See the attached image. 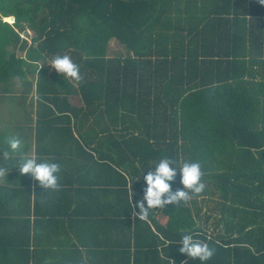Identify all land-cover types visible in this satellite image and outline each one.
I'll return each mask as SVG.
<instances>
[{
    "label": "trees",
    "instance_id": "trees-1",
    "mask_svg": "<svg viewBox=\"0 0 264 264\" xmlns=\"http://www.w3.org/2000/svg\"><path fill=\"white\" fill-rule=\"evenodd\" d=\"M58 54L80 80L49 71ZM32 91L38 155L111 158L116 210L92 212L121 224L124 264H201L178 250L189 231L214 248L203 264H264V0H0V93ZM89 117L123 127L83 131ZM165 156L199 160L205 188L142 218L128 184L143 193Z\"/></svg>",
    "mask_w": 264,
    "mask_h": 264
},
{
    "label": "crops",
    "instance_id": "crops-1",
    "mask_svg": "<svg viewBox=\"0 0 264 264\" xmlns=\"http://www.w3.org/2000/svg\"><path fill=\"white\" fill-rule=\"evenodd\" d=\"M118 45L120 51L125 52V48ZM33 95L32 91L27 99L20 93L14 97L0 96L3 100L0 108V115L3 114L0 118V169H3L0 172V264H124L129 255L132 261L135 254H123L124 243L128 241L121 224L116 219L114 222L96 221L92 212L113 209L117 190L121 192V183L116 182L117 173L103 164L104 160L112 163L111 158L95 156L101 165L91 170L92 161L84 154L74 156L69 151L58 157L47 153L38 155L40 129L36 122V102L30 103ZM76 96L80 100L76 101ZM67 97L72 104L83 103L79 93L72 92ZM27 111L32 119L27 118ZM93 118L89 117L82 125L83 131H101L107 125L113 130L123 127L121 122L113 127L105 122H92ZM13 135L22 141L16 151L10 150L6 142ZM50 141L53 139L46 137L41 145L49 147ZM73 145L67 143L68 147ZM31 155L60 164L56 189L42 188L31 174L19 171L17 164ZM128 188L131 201L133 194H143L132 189L131 184ZM132 206L135 208L136 204L132 202Z\"/></svg>",
    "mask_w": 264,
    "mask_h": 264
},
{
    "label": "clouds",
    "instance_id": "clouds-1",
    "mask_svg": "<svg viewBox=\"0 0 264 264\" xmlns=\"http://www.w3.org/2000/svg\"><path fill=\"white\" fill-rule=\"evenodd\" d=\"M54 69L63 75L74 80H80V66L69 55H56L51 60ZM8 148L12 151L19 150L22 141L18 136H10L6 140ZM5 157L8 152H4ZM17 166L21 173H29L42 188L56 189L58 187V173L60 164L52 159H39L35 155L23 158ZM149 171L143 169V195L142 199L136 201L138 214L146 218L152 209L166 205L177 204L186 201L191 193H200L205 188L201 180L202 168L199 160H185L176 163L171 157L160 158ZM3 169H0L2 172ZM179 176L180 187L173 190L172 184ZM190 190V191H189ZM131 198V194L129 199ZM177 243V242H176ZM178 250L186 253L192 258H198L203 264L214 253V248L201 240L199 236L191 231L185 232L177 243Z\"/></svg>",
    "mask_w": 264,
    "mask_h": 264
},
{
    "label": "rangeland",
    "instance_id": "rangeland-1",
    "mask_svg": "<svg viewBox=\"0 0 264 264\" xmlns=\"http://www.w3.org/2000/svg\"><path fill=\"white\" fill-rule=\"evenodd\" d=\"M13 21H14V19L11 21L9 20V22H13ZM23 35L28 36L30 38V32H28V33L24 32ZM120 49H121V47H119L118 43L115 40H112L111 41L110 54H111V51H114V53H115L116 50L120 51ZM48 65H49V71L55 70L54 67L51 65V63H48ZM78 100H80V98L78 96H76V101H78ZM2 117H3V114L1 115L0 118H2Z\"/></svg>",
    "mask_w": 264,
    "mask_h": 264
},
{
    "label": "bare ground",
    "instance_id": "bare-ground-1",
    "mask_svg": "<svg viewBox=\"0 0 264 264\" xmlns=\"http://www.w3.org/2000/svg\"><path fill=\"white\" fill-rule=\"evenodd\" d=\"M6 19L7 20H10V21L13 20V18L11 16L10 17H7Z\"/></svg>",
    "mask_w": 264,
    "mask_h": 264
},
{
    "label": "water",
    "instance_id": "water-1",
    "mask_svg": "<svg viewBox=\"0 0 264 264\" xmlns=\"http://www.w3.org/2000/svg\"><path fill=\"white\" fill-rule=\"evenodd\" d=\"M15 20V16H11Z\"/></svg>",
    "mask_w": 264,
    "mask_h": 264
}]
</instances>
